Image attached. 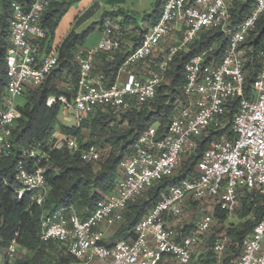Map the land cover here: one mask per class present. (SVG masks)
I'll return each instance as SVG.
<instances>
[{"label": "built area", "instance_id": "obj_1", "mask_svg": "<svg viewBox=\"0 0 264 264\" xmlns=\"http://www.w3.org/2000/svg\"><path fill=\"white\" fill-rule=\"evenodd\" d=\"M54 0H31L28 4H22L18 1L10 2V17L7 18V28L10 36V47L7 50L6 55V86L5 94L3 97L2 107L0 108V162L1 158L8 157L13 153L14 141L12 138V124L20 117V111L16 99L22 97L26 89L34 88L42 84L47 74L56 68L58 64V57L56 51H50L45 53L40 51L39 47L31 43V39H43L45 37V29L41 26L40 20L43 13L49 7L51 2ZM232 1V0H231ZM172 5V7H170ZM230 6L228 5L227 11L229 16L226 20L216 27L219 28L224 34L226 29H229L228 34L225 35L228 39V43L223 56L216 60L217 68L216 71L219 73L220 79L216 76L209 77L210 82L213 84L219 83L221 80H230L235 75V69L232 65H225L226 60L230 59L228 55L230 50L235 52H243L244 64L241 66V71H246L245 64L247 60V53L251 52L252 49L248 48L244 43L246 39L242 40L233 48V39L243 30V24L246 22L244 17L236 24H233L230 19ZM255 7H259L258 0H255ZM177 9L179 10V16L175 19H169V16H173ZM221 9L220 11H223ZM19 12V17L17 16ZM195 13V15H192ZM211 13V8H203L200 0H165L162 7L160 16L156 22H154L149 28L143 31L140 36V41L137 46L131 49L123 62L121 63L116 79L113 83H109L105 75L97 71V68L90 69L91 75H86L83 66L79 63L82 60H88L91 58L96 62V57L99 54H110V49L113 45L120 49L123 43L122 39H115V30L109 32L108 24L109 21L117 24L121 29V35L124 37V30L121 23L107 18L103 23L102 37L99 39L97 44L93 47L85 48L78 47L74 53V59L78 66L79 78L75 88V94L72 97H67L65 94L50 95L54 96L55 102H60V113H64L67 116V106L74 104L79 105L81 108L87 107L89 110L95 109L97 106L99 110L105 111L108 109L109 113L113 116H120L123 113H115L111 110V105L115 103L117 99L121 98V91L124 88L132 90L138 89L140 94H143L144 85L151 79V75L145 73L129 74L131 67L135 66V61L131 58L139 54L140 62H145L148 57H151L153 53L158 49V46L165 41L174 37L177 33H180V37L177 41H188V33H192L196 24L200 27L206 28L208 24L207 17ZM203 16L204 20L201 21L199 18ZM212 19H220L218 13H212ZM32 28H36V32L30 31ZM253 28L247 30V37ZM2 31V25L0 20V33ZM192 39L189 43L193 42ZM186 43L185 47L189 44ZM176 42L171 44L167 50L162 52V57L158 60L154 66L148 64L150 70H155L156 65L165 63V56L169 54L170 48L175 47ZM259 52L264 62V39L260 41ZM115 53V52H114ZM203 53L197 54L190 58L185 64H190L194 60H199V63L203 65L206 61V56L200 59ZM212 61V60H211ZM210 61V62H211ZM258 73L254 77L250 84L249 94L246 92L247 87L245 81H242L241 90L245 95V100L238 103L241 100L240 93L236 94V97L232 102H235V108L231 111L228 117V123H221L219 128L209 127L205 132V135L209 132L216 133L218 131H224L221 135L225 134L228 137L226 145L220 149L216 147V144L220 137L213 138L207 144V147L202 152L197 165L195 166L193 176L198 180H203L207 187L208 177L216 174L220 176V179L216 181V185L219 188H223L225 185L231 183V177L229 173L230 168H227L229 164L232 165L237 172L244 170L247 175L239 177L237 184L240 180L245 181L241 188L234 189L233 195L238 196L243 190H247L254 194L264 196V84H262L260 68ZM220 68L224 70L220 72ZM47 69V71H45ZM168 71V70H167ZM203 71V69H201ZM187 69H184V83H188L185 73ZM43 79H40V78ZM192 83H199L202 85L203 81L197 79L191 81ZM160 85V84H159ZM157 85L156 88L159 86ZM102 93V94H101ZM83 95V99L81 96ZM133 97L136 93H132ZM48 96V98L50 97ZM48 98L46 104H48ZM110 98V99H109ZM125 101L127 100V93L124 94ZM209 101L211 97L207 98ZM54 102V103H55ZM53 103V104H54ZM247 103L248 107H244ZM223 106V105H221ZM123 107V105L121 106ZM138 107V106H137ZM126 112L127 109L124 108ZM91 111L83 113V120L91 114ZM145 131H151V126L145 129ZM231 133V136H229ZM56 131L53 130L51 133V139L48 143L47 150L37 147H23L20 151V157L16 161L14 166V178L19 189L17 190L18 198H22L26 193H29L31 199L34 196H38L41 191V187L36 185L35 187L30 186L26 180L19 179L20 172L24 171L28 176H32L34 172L44 178L45 163L37 164V159L41 161H47L50 151L54 149L49 145L56 139ZM67 139V135L61 134ZM73 139L67 141L66 148L71 149L75 143L79 150V156L84 161L85 156L88 152H91L93 148L97 147L94 144L80 146L77 138L70 134ZM139 139H143L141 135ZM139 142L136 140L135 143ZM35 150L42 155L34 157L31 152ZM98 150V149H97ZM27 151V155H26ZM194 152H190L191 156ZM99 151L93 155V160H98ZM208 161V162H206ZM240 161H244L243 164ZM124 163V157L119 162V166ZM161 163H165L161 160ZM166 166V165H165ZM199 168L202 176L196 175V169ZM208 169H214L212 171H206ZM222 173V174H221ZM171 176V175H170ZM140 177L137 176V179ZM193 177H187L183 183H189ZM251 178L252 183L248 184L247 181ZM179 189V185H177ZM111 190L110 192H112ZM22 193V194H21ZM109 193V192H108ZM108 193L100 194V199L96 201L94 209L87 217H81L79 214L71 215L72 207H60L48 214H45V219L48 221L45 227V235L43 236L44 241L57 240L66 247L67 253L71 258L69 264H192V248L197 245L204 247L205 233L208 234L210 228H204L201 230L200 221L181 239L177 241L175 227L170 220L165 219L164 223H159L158 220L153 219L149 221L147 217L155 211L156 207L161 204H166L168 200L175 201L179 197L172 192L166 191L162 195V199L156 203L149 211L133 226L130 230L133 235L127 240H116L111 241L106 235H102L95 223H92L93 216L100 210V204ZM167 197V199H165ZM113 199H118L117 196L113 195ZM203 198L196 196L193 197L192 201L187 205V208L192 204L199 205ZM209 206L205 207L208 210V215L203 216L204 221H214L212 210L216 205H220L224 209L228 216L232 215L236 209L232 208V201L228 200L223 192L219 194L216 191L210 193L207 198ZM38 203V202H37ZM209 207L211 210L209 211ZM63 209V212L60 211ZM166 209H161V218L163 219L166 214ZM179 218V217H177ZM176 218V219H177ZM63 220H70L69 226H64ZM159 223V227L157 224ZM104 226L101 224L100 228ZM142 229H150L145 232ZM171 231V238L173 247L180 249V251H173L172 248L168 247H156L155 243H142L143 240L155 241L160 244H164L169 239V232ZM195 231V236L192 233ZM95 233L98 238L89 241L88 233ZM161 234L164 240H159L157 234ZM189 237L191 239H189ZM219 241V245L217 242ZM191 244V247L189 245ZM232 245L231 240L224 233L217 234L213 237L208 248L217 257V264H264V213L263 216L257 221L253 227L252 232L243 240V244L240 248V254L232 258L230 261L225 262L224 257L226 251ZM17 243L12 240L8 252L6 261H10L12 256L10 253L16 251ZM186 252L187 255H182ZM6 261L2 264H6Z\"/></svg>", "mask_w": 264, "mask_h": 264}, {"label": "clouds", "instance_id": "obj_2", "mask_svg": "<svg viewBox=\"0 0 264 264\" xmlns=\"http://www.w3.org/2000/svg\"><path fill=\"white\" fill-rule=\"evenodd\" d=\"M230 2L231 0H200L203 8H211V13H209L207 17L208 24L206 28L202 29L199 24H196L193 32L187 34L188 41H177L176 46L171 47L169 54L165 56V63L156 65L155 70H150L147 62H140L139 54L131 58V60L136 63L135 66L131 67V72L129 74H139L141 69H143L146 75L152 76V79L144 85L143 94H140L139 90L136 88L132 90L128 88L122 89L121 98L117 99L115 103L110 106L113 112L123 113V117L129 120L133 133L135 134L133 139L139 140V142L131 146L130 151L124 155V163H122L118 169L113 171L105 168V172L108 173L105 177L107 186L113 191L108 193L107 198L100 204V210L96 212L91 221L97 225V229L102 235L112 236L117 234V230L127 222L126 218L131 211L128 207L129 204L136 206L139 203L143 204L144 207L153 205L160 199L159 193L161 191L172 192L179 198L175 201L168 200L166 204H161L156 207L155 211L147 217L149 221L156 219L159 223H164L165 219H167L174 224H178L179 221L176 219L177 217H188L193 214L187 211V205L192 201L193 197L196 196L203 198L200 202L202 205L200 212L203 218L204 215L210 214L208 210L203 207V204L213 191H216L218 194L223 192L225 197L232 201L233 209L240 208L239 198L238 196H234L233 192L234 189L241 188L245 183L243 180H240L238 184L236 183L239 177L247 175L243 169L237 172L232 168V165L229 164L227 168L231 169L229 173L231 183L225 185L223 188H219L215 183L220 179L219 175L213 174L209 176L208 181L211 183H208L206 187L205 182L196 179L192 172L186 169L185 166L189 162L190 152L202 150L203 146L199 144V140L204 136L208 128H219L221 123H228V117L235 107L232 101L236 97V94L240 93L241 96V100L238 103L245 100L241 85L246 77L252 75V71H241V66L244 64L243 52L230 50L228 53L230 59L226 60L225 65H232L235 69V75L230 80H221L219 83L213 84L210 82L209 77L216 76L218 80L220 79L219 73L216 71L217 64L215 57H213L211 62L205 61L203 65L199 63V60H194L190 64H185L179 59V57L183 55L182 49L185 47L186 43H189L192 39L201 38L200 34L202 32L213 29L226 20L229 16L227 8ZM258 4L259 7L253 6L252 9L242 11L241 14L246 22L243 24V30L234 37L233 48L236 44L247 38L248 29L255 28L257 23L264 24V0H258ZM170 7H172V5H170ZM237 7H239V4H237ZM221 9L224 10L220 11ZM212 13H218L220 19L213 20ZM192 15H195V13H192ZM17 16L19 17V12H17ZM178 16L179 10L177 9L176 13L168 18L175 19ZM199 19L203 21L204 17L201 16ZM141 23L144 27H148L147 18ZM113 30L116 32L115 39L123 38L120 34V27L114 22L109 21L108 31L111 32ZM30 31L36 32L37 29L32 28ZM129 31L131 30L124 29L125 34ZM228 31L229 29H226L225 35L228 34ZM192 46L195 47V45ZM118 51L119 49L113 45L110 49V54ZM204 55H208V53H203L200 59H203ZM184 59L187 60L188 57ZM79 63L83 66L86 75H91L89 70L98 66L91 58L79 61ZM176 63H181V72H184L185 68L187 69L185 77L189 82L182 84L176 91H173L175 82L172 81L170 77L176 72L174 67ZM169 68H171V71H167ZM201 69H203V71H201ZM223 70V68H220V72ZM45 71H47V69H45ZM260 75L262 84H264V62H262V67L260 68ZM40 79L43 78L41 77ZM197 79L203 81L202 85L191 82ZM162 83H168L170 85L167 98L171 100L175 97V99L167 108L161 106L158 108V111H156L155 109H157V106L162 105L164 100V97L159 94L156 88L157 85ZM133 92L136 93L135 97L132 95ZM125 93H127L126 101L124 99ZM208 97H211L210 101L207 99ZM55 99L54 96H50L48 98V104H53ZM81 99H83V95ZM122 105L123 107H121ZM145 105L151 106L154 109L152 115L147 119L142 115ZM137 106L140 108L139 113L136 112ZM244 107H248V104L245 103ZM124 108L127 109L126 112ZM65 111L68 113L67 116L62 113L59 119L52 121L57 135L55 141H53L49 147L56 150L55 155L57 156V163L53 164L51 162V156L48 157L46 162L40 159L36 161L37 164L46 163L53 171L62 172L64 170L62 164L66 156L65 153L60 150L66 149L67 141L73 139L70 133L75 131V128L69 127L67 129V139H65V137L60 134L65 131V129L61 127L62 124H74L76 127L83 126L84 131L82 136L84 140L89 142V146L93 141L102 142L105 137L115 139L116 135L127 134V126L119 125L115 120L111 121L107 128L102 127L95 119L84 122L83 113L91 111L93 116H95L99 111L98 106L93 110H89L87 107L81 108L77 104L72 106H67L66 104ZM153 119H155L156 123L151 125V131H145V129L149 127V121ZM226 131L227 130H225L224 135L217 134L220 138L216 147L220 149L226 145V141L228 140ZM28 134H31V129H29ZM141 135L143 139H139ZM125 147L128 148L129 146L126 145ZM70 151L75 154L74 163L95 165L100 162L92 158L98 151L96 148H93L91 152L87 153L84 161L79 160V150L75 143L72 145ZM111 151L112 150L109 149V154H111ZM31 155L37 157L42 154L33 150ZM161 160L165 163H161ZM240 163L243 164L244 161H240ZM95 170L99 171V169ZM42 171L43 168L39 170V172ZM177 171L183 172L184 175L179 176L175 180L168 178L170 175H176ZM206 171L215 173L214 169H208ZM39 172H34L32 176H28L24 171H21L19 179L26 180L30 186L35 187L39 185L41 187L40 193L38 196H34L33 200L37 201L40 207L37 227L39 229L41 243H43V236L46 234L45 227L48 223L45 219V214L48 211L46 205L58 202L61 194L68 189L72 180L69 178L62 185H47ZM81 173L86 179L95 180L94 176L89 175L86 166L82 167ZM196 175H203L200 173L199 168L196 169ZM137 176L140 178L137 179ZM186 177L193 178L189 183H183ZM247 183H252L251 178H249ZM177 185H179V189H177ZM154 186L159 187H156V190L153 191ZM89 195H91V190H84L77 198V205H80V213L87 210V208L84 207L86 203L95 207V200H87ZM101 195H103L102 192ZM113 195L117 196L118 199L114 200ZM149 197L151 198L149 199ZM165 199H167V197H165ZM145 201H147L146 204L144 203ZM77 205L73 206L71 215L78 214ZM161 209L167 210L163 219L160 215ZM60 211L63 212V209H60ZM202 218L200 221L201 230L210 228L212 221H204ZM229 219L235 220V216L230 215ZM62 223L64 226H69L70 220L62 219ZM159 223L157 227H159ZM101 224L104 226L103 228H100ZM217 226H219L218 222ZM142 231L148 232L150 229H142ZM177 234L179 235V233ZM157 235L159 236V240H164L163 235L159 233ZM192 235L195 236V231ZM205 235H207V233H205ZM96 238L98 237L95 233H88L89 241ZM181 239H185V237H181ZM189 239L191 238L189 237ZM142 243H155L156 247H168L172 248L173 251H180V249L173 247L171 231L169 232V239L165 241L163 245L159 242L149 240H143ZM217 244L219 245V241ZM189 247H191V244ZM10 255L15 259L26 258L20 256L16 252L10 253ZM182 255H187V253L183 252ZM36 259H38V257L34 256V262ZM2 260L3 257L0 255V264H2Z\"/></svg>", "mask_w": 264, "mask_h": 264}, {"label": "trees", "instance_id": "obj_3", "mask_svg": "<svg viewBox=\"0 0 264 264\" xmlns=\"http://www.w3.org/2000/svg\"><path fill=\"white\" fill-rule=\"evenodd\" d=\"M11 1L28 4L31 0H0L3 7V11L0 12L2 25V31L0 33V108L2 107L6 86V55L7 50L10 47L7 18L10 17ZM76 1L77 0H54L43 13L40 24L45 29V37L43 39L30 40L32 44L39 47L40 51L48 53L51 50V45L54 40V32L58 22L69 6L74 4ZM254 2L255 0H232L230 6V19L232 23H238L243 18L241 14L242 11L252 9ZM237 4H239V7H237ZM161 10V4H158L155 12V22L158 20ZM95 26V24H92L80 32L72 29L66 34L56 49L58 57V64L56 68L47 74L42 84L34 88L32 87L26 89L22 95V98L24 97V103L23 105H18L20 117L14 121L11 128L14 150L10 156L1 158L0 162V250H6L8 252V248L12 240H15L17 243L15 252L18 250H25L26 252L22 253L20 256L26 258L6 261V264H69L71 261L68 253H66L67 255H63L65 246L57 240H43V243H41L39 229L37 227L39 222L40 207L38 206L37 201L31 199L29 193H26L22 198H18L17 190L19 189V185L14 178V166L20 157V151L23 147H37L47 150L48 143L50 142L49 140L51 139V133L54 130L52 121L57 120L58 114L60 113V102L57 101L51 106H48L46 104V99L50 95L65 94L67 97L74 96L76 84L79 78V70L74 59V53L76 49L82 45L87 36L95 29ZM200 37L201 38H195L193 42L186 46V49L182 50L183 55L179 57L182 63H186L190 58L202 52L208 53L206 61L209 62L213 59V57H215L216 60H219L223 56L228 39L219 28L215 27L208 31H204L200 34ZM262 39H264V24L257 23L255 28L250 31L244 43L248 48L252 49V54L251 52L247 53L248 58L246 60L245 69L246 71L253 69L255 73L254 75L246 77L245 85L247 87L246 92L248 94L250 92V84L258 73L259 66L262 62L259 52V44ZM135 40V45H137L139 39L135 38ZM192 45H195V47ZM127 53L128 48L124 51L123 46H121L118 52L112 53L111 55L100 54L99 63L96 67L97 71L103 73L109 83H113L116 79L117 71ZM157 56L156 62L161 59L162 53L157 54ZM185 57H188V59L185 60ZM153 61L148 60L151 65ZM174 67L176 72L171 75L170 79L175 82L173 85V91H176L184 82V72L180 71L181 63H176ZM168 71H171V68H169ZM57 80L66 84L67 89L57 86ZM169 87L170 85L168 83H162L157 87V91L164 97V100L162 105L157 106V109H155L156 111H158V108L161 106L167 108L173 103L175 97L171 100L167 98L169 95ZM232 103L235 105V102ZM153 111L154 109L151 106L145 105L142 115L145 119H147L152 115ZM136 112H140L139 106L136 108ZM93 119L97 120L104 128H107L113 120L117 121L118 124L122 126L126 124L127 134L116 135L115 139L105 137L102 142H92V144H100V147L105 145L110 146V149L112 150L111 154H109L108 151L106 156L98 164L81 165L79 163H74L75 154L67 148L60 150L64 152L66 156V159L62 164L64 169L62 172L53 171V169L48 167L45 163V184L62 185L69 178L72 180L68 189L61 194L58 202L46 205L48 208L46 214L60 207L71 206L73 208L74 205H77V198L84 190H91V195L87 197V200H95V204L96 201L100 199L101 192L108 193L112 190L107 186V180L105 177L108 173L105 172V168L113 171L118 169L119 162L124 155L130 151L131 146H133L136 141L133 139L135 134L133 133L129 120L124 118L123 114L120 116H113L109 113L108 109L105 111L99 110L95 116L91 113L83 121L87 122L92 121ZM154 123H156L155 119L149 121V126ZM29 129H31V134H28ZM82 129L83 126L76 127L73 133L77 138L78 144L81 147H84L89 145V142H83V136L81 134ZM223 132L224 131H218L213 133L211 131L207 134V136L204 134V136L199 140V144L203 146L202 150L194 152L191 156H189V162L185 166L186 169L190 170L193 174L195 166L197 165L199 158L207 147L209 141L213 138L219 137L217 134L221 135ZM229 136H231V133H229ZM126 145L129 147L126 148ZM55 151L56 150L50 151L49 154V156L52 157L51 162L53 164L57 163ZM79 160L83 161L80 156ZM85 166L88 169L89 175L94 176L95 180L86 179L85 176L82 175L81 169ZM95 169H99V171H96ZM183 175V172L177 171L176 175L169 176L168 178L175 180L179 176ZM156 187L159 186H154L153 191L156 190ZM165 192L166 191H161L159 193L160 199H158L155 204L162 199V195ZM243 193L239 195L240 208L236 209L232 214L235 215L239 211L238 215L242 221L236 226L227 228L224 232V234L227 235L232 242V245L226 251V256L224 257L225 262L230 261L232 258L240 254V248L243 244V240L252 232L253 227L264 213V196L254 194L247 190H243ZM150 198L151 197H149V199ZM144 203L146 204L147 201ZM155 204L147 207H144L143 204L139 203L136 206L131 204L128 205L131 211L129 216L126 218L127 222L118 231V234H120L123 240H127L129 237H132L133 233L130 230ZM79 207L80 205H77L78 214L84 218L87 217L94 209L91 204L86 203L84 207H86L87 210L80 213ZM212 214L213 217L220 222L225 221L229 217L228 213L222 209L220 205H216L213 208ZM189 228L190 225L188 224H184L181 227L185 233L189 230ZM186 234H183L181 237ZM181 237L176 235L177 241H179ZM213 237L215 236L209 237L207 239L209 240L208 242H211ZM229 253H231V257ZM34 256L38 257L35 262ZM211 256L213 257V252L208 249L205 257L206 259L203 261L209 262V260H211Z\"/></svg>", "mask_w": 264, "mask_h": 264}, {"label": "crops", "instance_id": "obj_4", "mask_svg": "<svg viewBox=\"0 0 264 264\" xmlns=\"http://www.w3.org/2000/svg\"><path fill=\"white\" fill-rule=\"evenodd\" d=\"M139 1V0H137ZM165 0H159L158 4H161V9L164 5ZM121 2L119 0H77L74 4L69 6V8L66 10L60 21L58 22L57 27L55 28V33L56 36L54 37L51 50L50 51H56L57 47L59 46L61 40L66 36V34L70 30H75L77 32H80L84 30V26H90L92 24H95V29L90 33V36H87L82 43L81 47L89 48L93 47L97 44L99 39L102 37L103 33V23L107 18H111L114 21L119 22V20H116L115 16L118 13H123L120 7L114 8L115 5L120 4ZM156 5L153 13L149 15L147 19L148 27L142 26L141 29H136V25L134 22L130 21L129 19H126L123 22H119L122 25L123 30L124 29H130L131 31L127 32L126 34L124 33V37L126 38L124 43H123V50L125 51L128 48V52L133 49V47L137 46L135 45V38H138L140 41V36L143 33L144 30L149 28L154 22H155V12L157 10ZM111 7V12L108 14L107 12L103 13V11H107ZM99 17V18H97ZM94 19H96L94 21ZM90 23V25H88ZM86 27V28H87ZM138 30V31H137ZM180 33H177L174 37L170 39H166L163 41L159 46L158 49L155 51L158 52L157 54L162 53L163 51L167 50V48L173 44L174 42H177V40L180 37ZM139 43V42H138ZM85 44V45H83ZM160 46H165L163 49L160 48ZM49 51V52H50ZM48 52V53H49ZM101 55H97L96 57V62L97 65L99 63V57ZM156 61L154 60L152 62L151 66H154ZM60 82L56 81L57 86H59ZM63 89H67L66 84L61 82V86H59ZM5 93V90H4ZM17 102V99H16ZM18 103V102H17ZM24 103V97H20L19 104L18 105H23Z\"/></svg>", "mask_w": 264, "mask_h": 264}, {"label": "rangeland", "instance_id": "obj_5", "mask_svg": "<svg viewBox=\"0 0 264 264\" xmlns=\"http://www.w3.org/2000/svg\"><path fill=\"white\" fill-rule=\"evenodd\" d=\"M119 1L121 3L118 5H115L114 8L120 7L122 9L121 11L123 13H118L115 16L116 20H119V22H123L126 19H129L130 21L134 22V24L136 25V29H141L143 26L141 22L144 21L146 18L148 19L149 15H151L153 13V11H154L156 5L158 4L159 0H139V1H137V0H119ZM236 1H239V0H236ZM111 10L112 9L110 7L107 11H103V13L107 12L109 14L111 12ZM2 11H3V7H2V3H0V12H2ZM97 18H99V17H97ZM95 20L96 19H94V21ZM88 25H90V23ZM86 27L87 26H84L83 28H86ZM90 35L91 34H89L88 36H90ZM55 36H56V33L54 32V37ZM125 39L126 38L123 37V43H124ZM123 43H122V45H123ZM83 45H85V44H83ZM163 47H165V46H160L161 49H163ZM157 53L158 52L153 53V55L151 57H149L147 59V61H145V62H147V64H149L148 60H151V61L155 60L156 61V59L158 57ZM249 70L252 71V75L255 74L253 69H249ZM140 73H144L143 69H141ZM57 81H59V80H57ZM59 82L60 83L58 85L61 86V81H59ZM19 100H20V97L17 98V102H18L17 104H19ZM67 115H68V113H67ZM60 116H61V113L58 114L57 119H59ZM124 126H126V124ZM61 127H63L65 129V131L60 133V134H64V135H68L67 129L69 127L76 128V126L74 124H62ZM83 131H84V128L82 129L81 134L83 133ZM70 134L75 136V134L73 132ZM83 142H88V141L83 139ZM94 145L97 147V149L99 151L98 160L101 161L106 156V154L108 153L110 146L105 145L103 147H100L99 146L100 144H94ZM242 193H243V191L240 192V194H242ZM201 206H202L201 203L199 205L192 203L187 208V211L192 212L193 214L191 216H188V217H179V218H177L179 223L178 224L173 223V227L176 226L175 227V233L178 237H181L183 234L189 233V231L200 221V219L202 218L201 212H200ZM207 206H209V203L206 201L203 204V207H207ZM210 210H211V207H209V211ZM238 213H239V211H238ZM238 213H236L235 215H232V216H235V220H230L228 217L225 221L220 222V221H217V219L214 217L212 227H211L210 231L208 232L207 236L205 237L204 247L202 245H197V246H194L192 248V258H193L192 264H217V257L214 254H213V257L211 256V260H209V262L203 261L206 259L205 258L206 253L209 249L208 246L210 244V242H208L209 240H207V239L211 236H216L217 234L224 233L227 228L238 225V223H240L242 221V219L239 217ZM217 222H218L219 226H217ZM184 224L190 225V228L186 233L181 229L182 225H184ZM120 229L117 230V234L112 235V236H107L108 239L111 241L122 240L120 234H118V231ZM177 233H179V235ZM62 247H64V246H62ZM25 252H26L25 250H18L16 253L21 255L22 253H25ZM66 253H67V250L64 247L63 255H67ZM230 254L231 253H229V255ZM0 255H2V257H3L2 263H4L6 261V258L8 257L7 251L6 250H0ZM231 256L232 255H230V257ZM13 259H15V258L12 257L10 259V261H13Z\"/></svg>", "mask_w": 264, "mask_h": 264}]
</instances>
